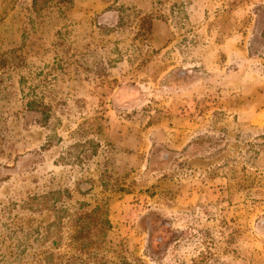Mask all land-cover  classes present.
<instances>
[{"label":"rangeland","instance_id":"1","mask_svg":"<svg viewBox=\"0 0 264 264\" xmlns=\"http://www.w3.org/2000/svg\"><path fill=\"white\" fill-rule=\"evenodd\" d=\"M37 2L0 0V264H264V0Z\"/></svg>","mask_w":264,"mask_h":264},{"label":"trees","instance_id":"2","mask_svg":"<svg viewBox=\"0 0 264 264\" xmlns=\"http://www.w3.org/2000/svg\"><path fill=\"white\" fill-rule=\"evenodd\" d=\"M38 0H32V8L37 10L40 7ZM46 0H43V3ZM68 2L69 0H65ZM60 218L56 215V219L51 223L52 226L58 225ZM77 226L74 230V233L69 235L70 243H74V241H78L77 246L78 249H83L86 245L91 243V235H97L110 227L109 220L106 217V213L100 210L98 206L91 208L88 211L81 212L77 216ZM76 261L84 263L83 260L75 257H71L69 261L64 264H76ZM47 264H61V263H49ZM122 264H126V262H122Z\"/></svg>","mask_w":264,"mask_h":264}]
</instances>
